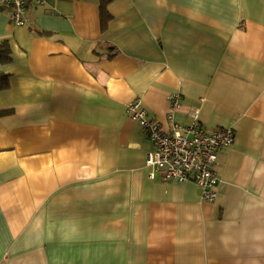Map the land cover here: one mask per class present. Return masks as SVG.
<instances>
[{
  "label": "crops",
  "instance_id": "obj_1",
  "mask_svg": "<svg viewBox=\"0 0 264 264\" xmlns=\"http://www.w3.org/2000/svg\"><path fill=\"white\" fill-rule=\"evenodd\" d=\"M0 6V264H264V0ZM233 127L214 200L152 179L141 100L166 130Z\"/></svg>",
  "mask_w": 264,
  "mask_h": 264
},
{
  "label": "built area",
  "instance_id": "obj_2",
  "mask_svg": "<svg viewBox=\"0 0 264 264\" xmlns=\"http://www.w3.org/2000/svg\"><path fill=\"white\" fill-rule=\"evenodd\" d=\"M49 0H0V6L11 8V20L18 25L30 21L29 4H45ZM180 94H171L168 118L171 129L166 130L156 119L150 118L142 101L128 102L127 112L139 121L150 134L154 148L147 154L146 165L152 179L165 181H194L202 196L214 200L220 182L214 169L219 150L232 145L236 134L233 127H216L208 130L199 119V110L190 113L191 122L183 124L175 120V112L181 105Z\"/></svg>",
  "mask_w": 264,
  "mask_h": 264
},
{
  "label": "trees",
  "instance_id": "obj_3",
  "mask_svg": "<svg viewBox=\"0 0 264 264\" xmlns=\"http://www.w3.org/2000/svg\"><path fill=\"white\" fill-rule=\"evenodd\" d=\"M114 0H99V7H100V14L103 28H106L111 14L109 12V6ZM11 59L10 57V46L8 42H4L0 46V60L1 62L5 63ZM8 84L7 76L3 73H0V89L5 88Z\"/></svg>",
  "mask_w": 264,
  "mask_h": 264
}]
</instances>
